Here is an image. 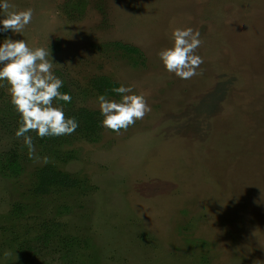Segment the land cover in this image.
Returning a JSON list of instances; mask_svg holds the SVG:
<instances>
[{
  "label": "rangeland",
  "instance_id": "374dc122",
  "mask_svg": "<svg viewBox=\"0 0 264 264\" xmlns=\"http://www.w3.org/2000/svg\"><path fill=\"white\" fill-rule=\"evenodd\" d=\"M11 2L33 19L0 39L51 49L72 97L66 116L99 111L100 75L132 84L151 111L53 149L33 130L44 162L14 135L19 117L0 87V264H264V0ZM170 22L199 29L202 74L164 69ZM45 165L80 187L37 192Z\"/></svg>",
  "mask_w": 264,
  "mask_h": 264
},
{
  "label": "clouds",
  "instance_id": "9594fccd",
  "mask_svg": "<svg viewBox=\"0 0 264 264\" xmlns=\"http://www.w3.org/2000/svg\"><path fill=\"white\" fill-rule=\"evenodd\" d=\"M34 9H18L11 0H0V33H21L31 23ZM171 45L161 48L157 55L164 69L176 77L188 80L202 74L204 58L197 53L203 43L199 29L170 22ZM50 48L30 47L23 39L6 35L0 39V87L7 85L10 102L18 114L14 135L23 138L29 158L48 161L36 155L35 134L41 138L72 134L79 126L75 116H66L64 104L72 97L62 91L64 81L56 75ZM118 98L106 93L96 96L102 127L119 133L141 120L151 111L143 93L133 90L132 84L120 83L111 89ZM7 254V253H6Z\"/></svg>",
  "mask_w": 264,
  "mask_h": 264
},
{
  "label": "trees",
  "instance_id": "16d2710c",
  "mask_svg": "<svg viewBox=\"0 0 264 264\" xmlns=\"http://www.w3.org/2000/svg\"><path fill=\"white\" fill-rule=\"evenodd\" d=\"M122 46L130 51L140 52L137 47H133L130 45H122ZM92 85L93 88H95L98 91V93H106L107 95H116L117 93L112 92L111 89L113 87L118 86L119 83L111 79L109 76L100 75L93 79ZM61 90L67 91L66 87L64 86ZM67 104L70 107H72L73 103L70 101L67 102ZM68 116H75L79 121V126L74 131V133L80 134L90 140L97 139L100 136V130L102 127L100 124L101 118L99 111L90 110L88 108H81L79 110L71 111V113H68ZM63 141L65 142V135L43 137V138L39 137V143L47 145L51 147V149L55 148L54 146H57L58 148V144H60ZM14 152L15 150H12L11 154L12 155L15 154ZM39 176H40V182L38 187H36L38 190L37 192H44L45 188L49 187V185L66 183L67 179H69L67 174L54 169L52 165H46L45 167H43L39 172Z\"/></svg>",
  "mask_w": 264,
  "mask_h": 264
},
{
  "label": "flooded vegetation",
  "instance_id": "af4514ba",
  "mask_svg": "<svg viewBox=\"0 0 264 264\" xmlns=\"http://www.w3.org/2000/svg\"><path fill=\"white\" fill-rule=\"evenodd\" d=\"M46 166V165H45ZM44 166V167H45ZM43 168V167H42ZM41 168V169H42ZM40 169V170H41ZM55 169V168H54ZM57 170V169H56ZM58 171H61V170H58ZM40 172V171H39ZM61 172H63V173H65L66 174V172H64L63 170L61 171ZM67 176H68V178L69 179H67V182L66 183H60V184H53V185H49V187H47V188H45V191L44 192H46V191H48L49 190V188L51 187V186H61L62 188L63 187H65V186H67L68 188H71V187H80V184L81 183H79V181L74 177V178H72L70 175H68L67 174ZM39 182H40V177H39ZM68 183V184H67ZM39 185V184H38ZM36 187H38V186H36ZM36 190H37V188H36ZM43 190H44V188H43ZM38 191V190H37ZM25 248V247H24ZM20 250V252H21V257H23V254H24V250H23V248L22 249H19Z\"/></svg>",
  "mask_w": 264,
  "mask_h": 264
}]
</instances>
